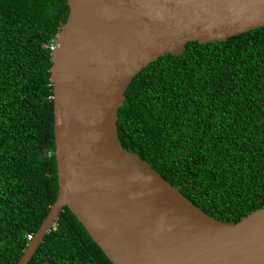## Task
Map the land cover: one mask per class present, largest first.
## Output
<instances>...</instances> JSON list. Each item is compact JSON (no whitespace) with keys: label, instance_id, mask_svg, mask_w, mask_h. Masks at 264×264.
<instances>
[{"label":"trees","instance_id":"1","mask_svg":"<svg viewBox=\"0 0 264 264\" xmlns=\"http://www.w3.org/2000/svg\"><path fill=\"white\" fill-rule=\"evenodd\" d=\"M66 0H0V264L57 196L50 65ZM118 141L208 214L264 204V24L160 55L125 90ZM28 264H112L64 206Z\"/></svg>","mask_w":264,"mask_h":264},{"label":"water","instance_id":"2","mask_svg":"<svg viewBox=\"0 0 264 264\" xmlns=\"http://www.w3.org/2000/svg\"><path fill=\"white\" fill-rule=\"evenodd\" d=\"M51 54L57 196L16 264L67 206L112 264H264V204L236 221L194 204L118 141L132 78L188 41L264 24V0H66Z\"/></svg>","mask_w":264,"mask_h":264},{"label":"built area","instance_id":"3","mask_svg":"<svg viewBox=\"0 0 264 264\" xmlns=\"http://www.w3.org/2000/svg\"><path fill=\"white\" fill-rule=\"evenodd\" d=\"M53 46H54V45H51L52 48H53ZM27 238H28V239H32L33 236H32L31 234H27Z\"/></svg>","mask_w":264,"mask_h":264}]
</instances>
